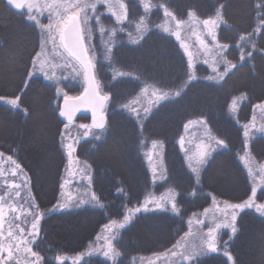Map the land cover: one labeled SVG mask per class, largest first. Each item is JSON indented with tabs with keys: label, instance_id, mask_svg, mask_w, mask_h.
Returning a JSON list of instances; mask_svg holds the SVG:
<instances>
[{
	"label": "trees",
	"instance_id": "16d2710c",
	"mask_svg": "<svg viewBox=\"0 0 264 264\" xmlns=\"http://www.w3.org/2000/svg\"><path fill=\"white\" fill-rule=\"evenodd\" d=\"M124 1L131 16L143 13L140 0ZM151 1L166 4L179 18H186L189 12L201 18L222 14L225 22L219 29V39L231 44L226 55L235 67L219 81L207 77L191 81L180 95L162 102L145 119L141 128L144 134L162 144L165 184L175 191L177 211L139 214L115 242L119 253L116 264H135L141 255L170 248L187 231L190 219L209 208L214 199L241 202L248 198L264 160L263 133L247 140L248 149H244V125L254 104L264 100V27L254 32L264 19V0ZM28 3L17 11L0 0V97H19L18 107L0 100V150L28 173L36 206L45 212L34 244L41 264H73L58 258L84 253L106 223L122 218L151 188L140 126L132 113L118 108L119 104L135 96L142 81L170 89L180 86L187 77L188 63L180 44L161 26L148 30L138 42L118 39L109 45L108 58L100 59L94 68L99 88L109 95L105 118L95 122H102L103 127L94 126L92 136L76 148L78 158L90 169V184H80L83 203L52 211L60 200L61 178L67 165L65 122L58 111L65 94L79 95L85 85L80 77H29L45 36L29 16L42 23L46 18L28 12ZM160 13L158 8L153 10L152 19ZM101 15L109 21L108 14ZM241 37L248 38L249 43H239ZM109 46L102 50L109 51ZM201 118L224 145L212 151L198 172H193L189 165L196 166V156L187 147L183 150L179 139L192 122ZM48 119L52 127L46 124ZM39 147L50 151L48 160ZM246 163L253 167L252 176ZM90 193H95L98 203L92 201ZM236 227L235 234L223 230L218 250L196 258L194 264H232L225 251L232 255L234 264L264 261V243L256 240L264 238V215L246 208L239 213ZM79 264L111 263L91 255Z\"/></svg>",
	"mask_w": 264,
	"mask_h": 264
},
{
	"label": "rangeland",
	"instance_id": "374dc122",
	"mask_svg": "<svg viewBox=\"0 0 264 264\" xmlns=\"http://www.w3.org/2000/svg\"><path fill=\"white\" fill-rule=\"evenodd\" d=\"M52 2L53 0L29 1V3L33 5V9L31 12L35 14H42L43 18H46L45 22H39L42 25H48L50 22L49 15L51 9H49L47 6ZM69 2H71V0H69ZM89 2L96 3V7L94 10H88V26L92 29V34L90 40L86 41V45H90L89 55L92 58L95 67L100 59H107L105 57L107 55V52L109 51L102 50L103 46L107 48V46L113 44L118 39H125L126 41L130 42H138L142 39V37L147 33L148 30L157 26H161L163 29L167 28V31L174 36L180 46L182 43L187 46V51L191 54L193 65L192 68L188 67L187 77L180 86L170 89L157 86L147 81H142V85L138 93L130 100L119 104L118 108L127 110L128 112L132 113L136 117L140 126V144L142 147L144 160L149 169L151 188L144 196L140 204L128 208L122 218L106 223L105 225H109L111 231L106 230L104 225L96 239L90 244V246L84 253L76 256L64 255L58 258L59 261L68 260L73 264H79L86 256L99 255L107 259L111 264H116L119 255L114 259L106 258L103 255V251L101 249L105 244V237L112 240L113 247L117 251L115 242L118 239L120 232L126 226H128L139 214L152 212V210L172 211L171 203H169V200L174 199L175 201L176 198L175 191L165 184L166 172L165 166L163 164L162 144L156 140H152V138H148L141 129L142 125L145 122V119H147L150 113L162 102L173 99L174 97L180 95V93L185 90V88L191 81L204 77L216 79L219 81L221 80V78L218 74L224 73L225 67L228 66L230 70L223 76L224 78L230 71H232V69L235 67V64L226 55V51L229 49L231 44L219 39V29L225 22L222 14L220 13L219 16L221 17V19H217V14L206 18H201L197 15H193L192 17L187 16L186 18H179L164 3H156L151 0H140L142 8L144 10L143 13H140L139 16H131L129 14L128 7L125 5V1L120 0V2H122L126 7V18L118 21L113 12L119 14L121 12L119 7L110 11L104 0H101V2H96V0H89ZM100 7L102 8L98 10ZM156 8L160 9L161 13L158 16L156 15V17L152 19V12ZM165 9H167L172 15L166 16ZM102 12H104L106 15H109V21L106 22L102 18ZM172 17H175V20ZM97 18H99V23H97ZM206 19L216 21V27L212 29L216 37L215 41H213L212 36L208 34V31L203 24V21ZM176 20L182 21L184 23L177 27ZM54 21L55 18L53 17V22ZM101 29H103V31H101ZM259 30L260 23L259 26L254 30V32H259ZM177 32L179 33V40L177 39L176 35H174V33ZM46 35L47 32L45 31V36ZM197 37L204 41V46L199 43ZM96 38H98L99 41H96ZM242 41H247V43H249L248 38L241 39L239 43H241ZM56 42L58 45V35L56 36ZM221 45H227V47L221 48L219 47ZM100 46H102L101 49ZM182 49L184 54L186 55L188 63L189 56L186 54L185 49ZM43 51L45 52V55L41 56L40 62H43L45 64V69L41 71L40 63L38 62L35 67L33 66V69L31 70L33 75L41 74L44 78L49 80H57L58 78H72L74 80L77 77H80L85 85V76L83 73V69L79 65H77V71L75 72L70 67H63L66 62V54L63 53L62 48L57 47L56 49H54L52 44L49 43ZM220 54H222L223 60L217 64L214 62V60L219 59ZM244 56L245 55L242 54L241 58H244ZM205 61H207V63ZM233 65L234 67H232ZM213 67H215V71H213ZM190 76L194 78L190 80ZM99 90L103 95L109 96L100 88ZM153 93H155V95H153ZM158 97L164 98L158 100ZM16 98L4 97V100L1 101L12 105L8 101ZM125 105H129V107H125ZM14 107H18V101L17 105H15ZM133 109H135V111H133ZM145 109H148L149 111L145 113ZM103 113H107V104L103 107ZM263 115L264 100L262 102L254 104L253 106V111L251 112L250 119L245 124L248 126L247 131L249 133L248 137H245L246 140L249 141L254 135L260 133L264 134V131H260L261 127H264ZM46 122L49 127H52V121L50 119H48V121ZM65 125H67V128L65 127ZM82 125H86L87 127H81ZM245 125L244 133L246 131ZM187 130L181 136L183 137V145H181V138L179 139V142L183 150L186 149V147L189 148L191 155L196 156L197 153L202 150L211 153L216 148L221 147L217 143V141L221 140L209 130L202 118L192 122ZM94 131L95 127L91 122V117L88 115L81 116L72 122H65L63 128L64 142L66 145L71 144L74 150L72 151L71 156H69V150L66 148L67 165L66 171L63 173V176L61 178V184H63L64 186L63 188H61L60 200L52 208V211L67 210L81 204V200L83 201V199L81 198L82 194H80L81 190H83V185L80 184L89 185L91 181V174L88 165L78 158L76 154V148L79 142H81L85 138H90ZM39 150L46 155V160H48L50 151H47L41 147H39ZM13 161H15V163H13ZM16 164L20 165V169H16ZM261 165H264V160ZM25 181H27L26 186ZM65 181H67V183H65ZM253 186L257 187V192L254 197L255 203H264V181H261L260 173L258 176H256ZM17 193H19V195H17ZM90 194L92 197L93 193ZM251 195L252 191L249 197ZM248 198L241 202H229L226 200L214 199L211 206L207 208V212L203 211L198 216L192 217L190 219L187 231L178 241L181 244H184L186 240L190 243L198 244L200 242L198 238H186L185 234L191 231L192 233H199L200 235H204L208 232L209 228H215L216 224H220L221 227L216 232V248L218 250L220 233L223 230H229L232 233L231 228L229 226H226L231 223V216L233 212L232 208L228 207V205L243 203ZM157 202L161 204L160 208H157ZM61 204L66 205V207L61 208ZM0 206H2L4 209V215L2 219V242L5 245L9 243L7 234L10 230L14 231L17 237V240L13 242L14 259L10 261V264H36V257L32 256L31 254H26L23 251V248L25 246H30L32 251L36 252L34 249V244L36 243L40 233V225L38 235L36 236V239L32 241L31 224L33 223L34 216L36 214H39L42 220L45 212L38 209L36 206V202L31 189V180L28 173L21 166V164L16 161V159L1 150ZM145 207L148 209L147 211L144 210ZM136 209H140V211L137 212L135 211ZM244 209L237 210L236 216L238 217L239 213ZM249 209H253L254 211H256L255 207ZM257 213L261 214L260 212ZM125 217H128V219L125 220ZM197 221H200V223H197ZM10 225L11 228L9 227ZM16 225H19V227L17 228ZM20 229H23V232H21ZM256 240L260 243H264V238L260 236L259 238H256ZM21 241L30 243H21L20 252H16L15 244L20 243ZM172 250L173 246L160 252L141 255L137 258V262L135 264H186V262L181 260L179 257H173L171 255ZM175 251L179 253L182 251V249L176 248ZM209 253L212 252H206L203 255ZM2 255L6 258L7 252L5 251ZM203 255L194 257V260ZM261 257L264 258L263 255ZM259 263L264 264V261L261 260Z\"/></svg>",
	"mask_w": 264,
	"mask_h": 264
},
{
	"label": "snow or ice",
	"instance_id": "6c2138e0",
	"mask_svg": "<svg viewBox=\"0 0 264 264\" xmlns=\"http://www.w3.org/2000/svg\"><path fill=\"white\" fill-rule=\"evenodd\" d=\"M9 3L13 4L16 8H20L23 6V4L20 2V0H8ZM96 2H101V0H96ZM106 2L108 9L111 11L117 7L121 10V12L113 14L116 16V19L118 21L123 20L126 18V7L125 5L120 2V0H104ZM50 11L49 15V24L48 25H42L39 23V20L35 16H29V19L35 20L37 25L41 28L42 33L44 31L47 32L46 36L42 35L41 39V51L36 52L35 57L33 58V65H35L39 62L40 63V69L43 71L45 69V64L43 62H40V58L42 55H45V52L43 51L46 46L50 43L52 44L53 48L56 49L57 47L63 49V53L66 54V62L63 65L65 68H72V70L75 72L77 71V65H79L83 69V73L85 76V80L87 82V86L85 87V94L89 92L91 89L95 97L97 98L98 101H100V107H103V101L107 100L109 97L107 95L101 96L98 88L99 85L96 83L95 75L91 73V70L95 68V64L93 63L92 58L89 55L90 51V45H86V41L90 40L91 34H92V29L88 26V21H89V9H95L96 3H90L89 0H53L51 4L47 6ZM28 9L29 12L32 11L33 5L31 3L28 4ZM165 15L166 16H171L172 14L165 9ZM194 14L189 12V16L192 17ZM53 17L55 18V21L53 22ZM175 20V17H172ZM217 19H221L219 16V12L217 13ZM97 23H99V18H97ZM182 23V21L176 20V25L179 27ZM203 24L205 25L208 34L212 36L213 41H215L216 37L215 34L213 33L212 29L216 27V21L215 20H210L206 19L203 21ZM260 26L264 27V19L260 21ZM168 29L165 28V31ZM103 31V29H101ZM59 36V44L57 45L56 42V36ZM176 35L177 39L179 40V33H174ZM199 43L204 46V41L202 39H199ZM241 39H244V37H241ZM181 47L185 49L186 54L189 56V61H188V67L192 68V59H191V54L188 53L187 51V46L184 45L183 43L181 44ZM221 48H226L227 45H221L219 46ZM253 47L255 45L253 44ZM109 52H110V46H109ZM249 56L251 53L248 54ZM105 58H108L107 56ZM223 60L222 54H220L219 59H215V63H220ZM207 63V61H205ZM227 63V62H225ZM234 67V65L232 66ZM229 67H225V72L224 73H219V77L222 79L223 76L229 71ZM213 71H215V67H213ZM29 77L33 75L32 72L28 73ZM194 77L190 76L189 79H193ZM28 81H25V84H27ZM155 95V93H153ZM167 95V94H165ZM164 97H158L157 99H163ZM19 97L16 99H12L11 101H8L12 105H17ZM65 101H68L69 99H72L68 97L66 94L64 96ZM0 100H4V97H0ZM125 107H129V105H125ZM233 107H235V102H233ZM135 111V109H133ZM149 110L145 109V113H147ZM61 116L67 117V119L71 120L72 118V112L66 111L64 109H61L60 111ZM93 118H94V126L97 128L103 127V123H95V111L93 113ZM102 120V118H101ZM254 126V125H253ZM67 128V125H65ZM81 127H87L86 125H82ZM187 127V125H185ZM246 131L244 133L245 137H248L249 133L247 131L248 126L245 125ZM260 131H264V127H261ZM87 134V133H85ZM217 143L220 146H223L224 142L223 141H217ZM181 145H183V137H181ZM65 147L69 150L68 154L71 156L72 151L74 150L72 148L71 144L65 145ZM244 149L247 151L248 149V142L245 140L244 144ZM210 153L207 151H199L196 155V166L193 167L191 164L189 165L192 168L193 172H198V168L200 165L205 163L207 156ZM11 159V158H9ZM241 160L247 161V157H241ZM15 163V161H13ZM246 166L248 168L249 175L252 176L253 174V167L251 166L250 163H246ZM16 169H20V165L16 164L15 165ZM22 171V169H21ZM259 173H260V179L261 181H264V165H261L259 168ZM67 183V181H65ZM27 185V181H25V186ZM63 184H61V188H63ZM252 195L243 203H237L233 205H228V207L232 208V216H231V223L229 226L231 228V231L233 234L237 233L238 229L236 227V222H237V216H236V211L244 208H252L255 207L257 212H260L262 215H264V203L261 204H256L254 197L257 192V187L253 186L252 187ZM19 195V193H17ZM92 201L98 203L95 193L92 194ZM83 203V201H81ZM169 203H171V208L172 211L175 212L177 211V206L174 201V199L169 200ZM35 206V205H33ZM61 208L66 207V205L61 204ZM161 204L157 202V208H160ZM145 211L148 209L145 207ZM135 211H140V209H136ZM207 212V209L205 210ZM4 215V209L2 206H0V264H10V261L14 259L13 256V242L17 240V237L15 235V232L10 230L7 234V239L9 240V243L5 245L2 242L3 239V219ZM128 217H125V220H127ZM41 221V216L39 214H36L34 216L33 223L31 224V237L32 241L36 239V236L38 235L39 232V225ZM114 223V222H112ZM191 223V222H190ZM197 223H200V221H197ZM122 226V225H121ZM11 228V225L9 226ZM18 228L19 225H16ZM221 227L220 224H216L215 228H209L208 232L204 235H200L199 233H192L191 231L185 234L186 238H198L199 243H190L186 240L184 244H181L179 241L175 245H173V250L171 251V255L173 257H179L181 260L186 262V264H194V257L200 256L205 254L206 252H215L217 250L216 248V232L217 230ZM106 230L111 231V228L109 225H105ZM21 232H23V229H20ZM21 243H30V242H25L21 241L20 243L15 244V249L16 252H20V244ZM227 245H225L226 247ZM176 248H181V252L175 251ZM103 255L106 258H115L116 256L119 255V253L114 249L112 240L105 237V244L102 246ZM7 252V257L5 258L2 254L4 252ZM23 251L26 254H31L32 256L36 257V264H40L41 258L39 257V254L36 252H33L30 246H25L23 248ZM224 255L227 256L228 261L233 262V257L232 255L228 252L225 251ZM234 264V262H233Z\"/></svg>",
	"mask_w": 264,
	"mask_h": 264
},
{
	"label": "water",
	"instance_id": "95a60500",
	"mask_svg": "<svg viewBox=\"0 0 264 264\" xmlns=\"http://www.w3.org/2000/svg\"><path fill=\"white\" fill-rule=\"evenodd\" d=\"M29 0H20V2L23 4L22 7L20 8H16L13 4L9 3L8 0H5L7 6L20 11L24 8V6L28 3ZM91 73L95 75L94 73V69L91 70ZM96 79V77H95ZM97 83V81H96ZM87 86V82L85 80V87ZM98 91L100 93L101 96H103V94L100 92L99 88ZM72 99H69L68 101H65V99L63 98L59 111H58V116L60 117V119L64 122H72L74 120H76V118L78 117V115L80 113H87L91 116V122L94 123V118H93V113L95 111V122H100L105 118V114L103 113V107L106 103V100L103 101V107H100V101L97 100V98L95 97V95L93 94L92 90L90 89L89 92L87 94H85V89L84 91L76 96H68ZM61 109H64L66 111H70L72 112V118L71 120L67 119V117L65 116H61L60 115V111ZM102 118V120H101Z\"/></svg>",
	"mask_w": 264,
	"mask_h": 264
},
{
	"label": "bare ground",
	"instance_id": "6f19581e",
	"mask_svg": "<svg viewBox=\"0 0 264 264\" xmlns=\"http://www.w3.org/2000/svg\"><path fill=\"white\" fill-rule=\"evenodd\" d=\"M63 100V99H62Z\"/></svg>",
	"mask_w": 264,
	"mask_h": 264
}]
</instances>
